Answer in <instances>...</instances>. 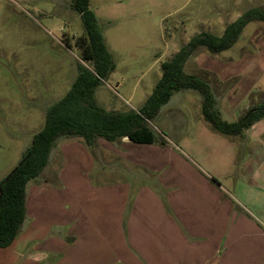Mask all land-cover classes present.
I'll return each mask as SVG.
<instances>
[{
  "label": "rangeland",
  "instance_id": "1",
  "mask_svg": "<svg viewBox=\"0 0 264 264\" xmlns=\"http://www.w3.org/2000/svg\"><path fill=\"white\" fill-rule=\"evenodd\" d=\"M70 1L0 0V181L19 163L33 136L43 128L47 109L68 92L78 66L88 67L74 43L83 26L79 14L70 8ZM89 3L115 63L107 81L96 87L94 99L107 111L121 112L142 107L161 77L162 63L194 36L202 32L221 36L226 26L246 11L264 8V0ZM183 71L208 84L216 101L215 110L223 120L241 118L253 105L264 102V22L247 23L234 44L218 53L198 47L186 60ZM201 103L197 91H179L149 122L156 137L152 145L133 152L114 145L137 164L128 166L132 172L126 168L119 177L108 170L112 175L103 180L104 166L112 164L116 170L113 158H106L104 152L98 155L102 148L90 149L81 139L70 151L72 156L80 157L75 169L83 172L92 166L86 176L92 187L100 181H112L117 192L125 194L127 185L132 191L136 185L157 189L162 188V180L165 188H179L178 176L167 178L179 171L174 166L189 172L216 171L215 184L230 191L228 199L243 204L238 190L264 189V118L241 136H226L203 119ZM68 139L57 141L59 147L51 150L39 178L46 181L65 169L60 155L65 153ZM89 156L91 166L87 165ZM33 183L27 184L28 196ZM107 254L117 264H129V259H116L113 250Z\"/></svg>",
  "mask_w": 264,
  "mask_h": 264
},
{
  "label": "crops",
  "instance_id": "2",
  "mask_svg": "<svg viewBox=\"0 0 264 264\" xmlns=\"http://www.w3.org/2000/svg\"><path fill=\"white\" fill-rule=\"evenodd\" d=\"M79 139L65 140L60 155L65 169L57 176L44 181L39 174L27 182L34 181L29 196L26 190V217L14 241L0 250L2 264H117L110 250L129 264H264V189L238 190L244 199L240 204L215 184L216 171L189 172L179 166L167 177L178 176L179 188H165L164 180L157 189L136 185L132 191L127 185L126 194L118 193L112 181L92 187L86 177L91 157L90 169L82 172L75 169L80 157L70 153ZM95 144L102 148L98 155L106 153L116 165L114 171L112 164L102 168L104 180L137 165L114 145L133 152L153 143L100 138Z\"/></svg>",
  "mask_w": 264,
  "mask_h": 264
},
{
  "label": "trees",
  "instance_id": "3",
  "mask_svg": "<svg viewBox=\"0 0 264 264\" xmlns=\"http://www.w3.org/2000/svg\"><path fill=\"white\" fill-rule=\"evenodd\" d=\"M89 1H70V8L79 14L83 26L74 43L88 67L78 66L68 92L47 109L43 128L33 136L19 163L0 181V248L8 247L18 235L26 217V184L47 165L51 150L61 138H80L90 149L100 138L110 143L127 138L133 143L152 144L156 137L149 122L173 94L184 90L201 95L203 119L222 135L241 136L250 125L264 118L262 102L253 105L236 121L223 120L215 110L216 101L208 84L183 71L186 60L198 47L218 53L234 44L247 23L264 22V8L246 11L227 25L221 36L207 32L194 36L170 60L162 63L161 77L142 107L121 112L107 111L94 99L96 87L107 81L115 63Z\"/></svg>",
  "mask_w": 264,
  "mask_h": 264
}]
</instances>
